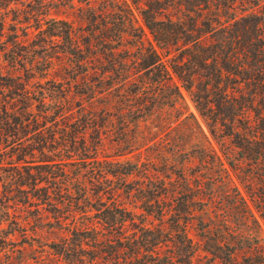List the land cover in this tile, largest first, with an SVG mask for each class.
<instances>
[{
	"label": "trees",
	"instance_id": "1",
	"mask_svg": "<svg viewBox=\"0 0 264 264\" xmlns=\"http://www.w3.org/2000/svg\"><path fill=\"white\" fill-rule=\"evenodd\" d=\"M0 15H33L35 37L0 49L16 70L0 65V251L47 236L61 264H195L199 248L264 264V0H0ZM164 112L199 137L161 171L141 155Z\"/></svg>",
	"mask_w": 264,
	"mask_h": 264
},
{
	"label": "rangeland",
	"instance_id": "2",
	"mask_svg": "<svg viewBox=\"0 0 264 264\" xmlns=\"http://www.w3.org/2000/svg\"><path fill=\"white\" fill-rule=\"evenodd\" d=\"M99 6H97L98 8ZM58 18L66 19L73 23L75 28L80 27L82 30L86 29V19L85 16L78 15L75 9L65 8L63 6L55 8L52 11ZM35 16V15H34ZM137 18L138 23L144 28L145 37L148 41L153 42L155 48L157 49L158 53L162 57V59L166 60L170 57L177 54L176 47L173 46H159L152 41V36L145 27L142 22L140 15H135ZM33 15H0V49L5 46L3 41L10 40L14 35H17V42L19 48L18 50L21 51L23 55H25L28 50L33 49L34 43V31H33ZM78 30V31H79ZM10 47V43L8 44ZM3 46V47H2ZM0 65L3 67L4 71H12L15 72L16 70L12 69L8 60L3 59V53L0 51ZM58 79V77H55ZM37 79H32L30 85L36 83ZM173 80L176 83H179L177 78L173 75ZM117 94V92H116ZM186 101L188 103V107L193 113L196 115L199 123L203 127L204 130H207L205 124L201 117L196 112L189 96L185 94ZM118 96H114L113 101L114 105L117 106ZM173 114L170 113H162L161 117L165 125H163L164 130L160 131L161 139L156 136H151V131H154V128L151 124L146 125L144 131L146 135H148L147 144L143 147L141 159H155V166L157 169L163 171L166 168V160L161 155L162 152L166 153L171 152V149L174 145H178L182 141H186L190 139V137H199L198 132L194 129L192 134L187 128H184L182 124L177 126H172L167 122V120L171 119ZM193 124V123H192ZM176 127V128H174ZM150 139V140H149ZM106 149L104 150V155H110L114 152V149L110 147L109 144H106ZM151 167V165H150ZM169 190V189H168ZM124 203L134 212H139L137 208H135L129 199H124ZM167 203H165L166 205ZM233 215V212L230 213ZM147 223L151 226L159 225V221L156 220L154 217H148ZM22 227V226H21ZM27 230L28 228L25 227ZM23 228V229H25ZM32 228L29 227V230ZM188 235L192 238L194 242H198L200 240V236L198 235L199 231L195 227L194 222L191 221L188 224L187 228ZM50 237H54L53 234H50ZM47 238V236H46ZM46 238H23V237H16L13 238L12 241L5 243L7 248L0 251V264H61L59 259H57L56 255H54L51 250L49 249L48 241ZM247 255L243 253H239L237 257L238 264H245L248 259L246 258ZM195 264H220L217 259H213L210 254H207L201 248L197 250L196 257L194 259Z\"/></svg>",
	"mask_w": 264,
	"mask_h": 264
}]
</instances>
